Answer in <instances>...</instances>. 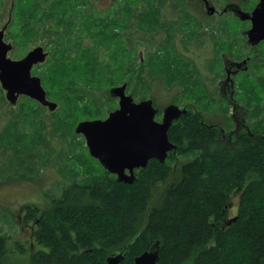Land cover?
I'll list each match as a JSON object with an SVG mask.
<instances>
[{"label": "rangeland", "instance_id": "rangeland-1", "mask_svg": "<svg viewBox=\"0 0 264 264\" xmlns=\"http://www.w3.org/2000/svg\"><path fill=\"white\" fill-rule=\"evenodd\" d=\"M68 1L38 0L39 16L42 11L52 14L39 24L40 19L26 15L21 22L19 0H0V28L8 24L5 40L13 44L10 58L22 59L42 46L49 56L32 70L42 79L50 69L51 52L54 60L60 35L63 43L69 42L66 55L71 54V59H65V80L53 84L48 96L58 103L55 112L26 96L10 104L0 83V236L13 247L20 244L24 253L10 255L9 264H27L37 250L32 226L25 223L28 207L42 212L66 185L90 184L108 173L90 155L76 128L82 121L105 120L119 108V99L110 95L112 88L127 84L126 92L135 102L153 100L160 109L158 122L164 109L176 104L192 106L189 109L199 112L206 122L223 128L225 136L234 132L241 118L249 132H264L263 58L250 61L249 70L234 78L237 108L222 90L227 78L223 55L242 60L264 54V41L257 47L247 43L244 32L249 23L222 13L227 4L240 0H210L218 10L213 16L196 0ZM256 3L249 0L244 6L248 9ZM27 22L34 30L50 27L52 46L47 45L46 35L28 38ZM172 73L177 77L165 76ZM74 109H78L75 114ZM179 158L185 162L192 156Z\"/></svg>", "mask_w": 264, "mask_h": 264}, {"label": "trees", "instance_id": "trees-1", "mask_svg": "<svg viewBox=\"0 0 264 264\" xmlns=\"http://www.w3.org/2000/svg\"><path fill=\"white\" fill-rule=\"evenodd\" d=\"M38 3L19 0L21 22L26 15L46 23L52 14L42 11L40 17ZM24 31L28 38L46 35L52 46L50 27L34 30L27 22ZM63 38L42 76L48 96L53 84L65 80L71 59ZM187 110L168 132L176 148L164 163L152 159L136 170L132 184L107 171L90 184L66 185L42 212L28 207L25 223L32 226L37 250L27 264H108L128 244L120 264H135L157 242L159 264H264V132L224 136L199 112ZM183 156L192 158L179 161ZM16 254L24 255L21 245L13 247L0 236V264Z\"/></svg>", "mask_w": 264, "mask_h": 264}, {"label": "water", "instance_id": "water-1", "mask_svg": "<svg viewBox=\"0 0 264 264\" xmlns=\"http://www.w3.org/2000/svg\"><path fill=\"white\" fill-rule=\"evenodd\" d=\"M242 20H252L253 26L247 32L249 44L256 46L264 41V0L250 14L238 7ZM209 14L215 12L210 6ZM226 11V10H225ZM8 24L0 28V83L6 91V99L16 105L21 96L29 97L54 112L58 103L48 98L42 79L32 74L34 66L46 62L49 53L42 46L31 50L24 58L15 60L8 55L13 44L5 40ZM127 84L111 89L110 95L119 99V108L105 120H86L78 124L76 133L84 136L90 155L120 182L132 184L136 170L145 168L149 161L157 159L164 163L168 154L176 148L168 132L173 123L187 114L186 108L176 104L167 106L161 122L156 120L160 109L153 100L135 102L127 94ZM129 245L107 259L108 264H120ZM135 264H159V242L149 251L135 258Z\"/></svg>", "mask_w": 264, "mask_h": 264}, {"label": "flooded vegetation", "instance_id": "flooded-vegetation-1", "mask_svg": "<svg viewBox=\"0 0 264 264\" xmlns=\"http://www.w3.org/2000/svg\"><path fill=\"white\" fill-rule=\"evenodd\" d=\"M196 1H199L201 4L204 5V8H205V11H206V14L209 15V16H213V15H217L218 14V10L217 8L212 4V2L210 0H196ZM261 0H257V3L255 6L251 7V8H246L244 5L249 2V0H240V2H231L229 4H227L225 6V8L223 9V14H227V13H231L233 14L236 18H238L239 20H241L242 22H247L250 24V27L244 32V35L246 36L247 38V43L249 44V37L247 35V32L252 28L253 26V23H252V20H242L240 18V14L238 13V7H240V9L244 12H247V13H250L252 14L256 7L258 6V4L260 3ZM212 6L215 8V12L213 14H209V7ZM226 10V11H225ZM222 13H219V14H222ZM263 42V41H262ZM251 47H257L259 45H256V46H252L251 44H249ZM224 68H225V72H226V75H227V78L224 82V87H222V90H225V98L227 99L228 102L232 103L233 106L235 108H237V106L239 104H237V99L235 98V93H236V83H235V80L234 78L235 77H238L239 75L243 74L244 72H247L249 70V63L250 61L256 59V58H263L262 60L264 61V54L262 52L260 53H256L252 56H249V57H246L242 60H237V59H233V58H229V57H226L224 56ZM264 64V62H263ZM263 88H264V76H263ZM227 96H229L227 98ZM184 108V107H183ZM190 107H186V109H189ZM235 119H236V116H234ZM237 124H236V129L234 130L237 131L239 128H242L245 127V129H248V127L244 124L245 123V119H242L241 120H237L236 121ZM218 126V125H217ZM219 127V126H218ZM219 129L221 130L222 133H224V129L219 127ZM233 133V132H232ZM225 136V135H224Z\"/></svg>", "mask_w": 264, "mask_h": 264}]
</instances>
